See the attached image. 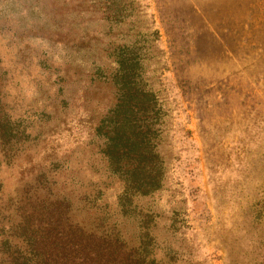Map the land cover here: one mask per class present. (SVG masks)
<instances>
[{
	"label": "rangeland",
	"instance_id": "374dc122",
	"mask_svg": "<svg viewBox=\"0 0 264 264\" xmlns=\"http://www.w3.org/2000/svg\"><path fill=\"white\" fill-rule=\"evenodd\" d=\"M124 92L162 182L121 199ZM47 199L156 264H264V0H0V264Z\"/></svg>",
	"mask_w": 264,
	"mask_h": 264
},
{
	"label": "trees",
	"instance_id": "16d2710c",
	"mask_svg": "<svg viewBox=\"0 0 264 264\" xmlns=\"http://www.w3.org/2000/svg\"><path fill=\"white\" fill-rule=\"evenodd\" d=\"M134 99L141 102L138 97ZM132 100L124 92L112 110L102 151L110 172L123 182L121 199L138 193L148 195L162 182L159 156L148 150L139 123L140 109L136 111L139 120L133 119L136 112ZM65 208L63 201L47 199L36 213L39 224H34L32 215L23 217L19 227L24 231L26 251L15 250L9 264H156L137 250L127 251L117 239L88 232L71 222Z\"/></svg>",
	"mask_w": 264,
	"mask_h": 264
}]
</instances>
